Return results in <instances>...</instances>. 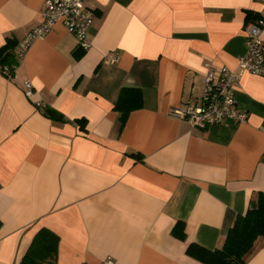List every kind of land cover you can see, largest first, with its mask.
<instances>
[{"label":"crops","instance_id":"1","mask_svg":"<svg viewBox=\"0 0 264 264\" xmlns=\"http://www.w3.org/2000/svg\"><path fill=\"white\" fill-rule=\"evenodd\" d=\"M44 3L0 0V46L39 26ZM84 5L93 14L87 51L56 23L10 78L0 71V264H19L41 229L59 239L54 264H202L187 246L221 247L264 194V77L244 73L233 85L242 123L192 129L171 113L200 104L209 66L238 68L244 27L264 20V5ZM109 54L115 62H104ZM124 89H138L142 107L120 129ZM177 222L184 240L172 234ZM245 264H264V238Z\"/></svg>","mask_w":264,"mask_h":264},{"label":"built area","instance_id":"2","mask_svg":"<svg viewBox=\"0 0 264 264\" xmlns=\"http://www.w3.org/2000/svg\"><path fill=\"white\" fill-rule=\"evenodd\" d=\"M85 0H45L42 13V23L32 29L21 40L14 54L22 58L25 51L37 39L44 38L56 23H62L67 31L77 41L78 49L87 51L90 48L88 30L93 22V14L84 5ZM264 5V0H255ZM245 54L240 57L238 68L231 71L225 67L214 69L208 67L200 104H185L172 110L171 115L180 121H185L192 129H208L219 126L227 120L242 123L247 113L239 108L234 92L235 85L244 73L264 77V20L248 22L245 27ZM105 63L115 62L112 54L105 59ZM5 74L8 68L3 69ZM11 76L8 75V78ZM24 95L31 99L32 85L24 83ZM37 106H40L37 103ZM102 264H115L113 259L107 258Z\"/></svg>","mask_w":264,"mask_h":264},{"label":"trees","instance_id":"3","mask_svg":"<svg viewBox=\"0 0 264 264\" xmlns=\"http://www.w3.org/2000/svg\"><path fill=\"white\" fill-rule=\"evenodd\" d=\"M16 46L17 43L13 39H7L5 44L0 46V71L7 77L12 75L14 67L18 64V58L14 54ZM4 68H8V74L4 73ZM141 107L142 98L139 90L124 89L114 106V110L119 113V128L124 126L132 111ZM50 116L58 118L54 112H50ZM172 234L180 240L185 239L182 222L176 223ZM258 238H264V194L258 196L244 215L235 218L221 247L209 250L190 243L185 253L202 264H245ZM58 243L59 239L54 233L47 229L39 230L19 264H54Z\"/></svg>","mask_w":264,"mask_h":264}]
</instances>
